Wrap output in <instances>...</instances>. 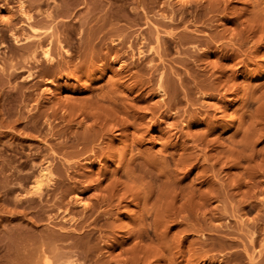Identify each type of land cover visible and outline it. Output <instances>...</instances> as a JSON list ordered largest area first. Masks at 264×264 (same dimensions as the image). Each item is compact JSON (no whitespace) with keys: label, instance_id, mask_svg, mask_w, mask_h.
Segmentation results:
<instances>
[{"label":"rangeland","instance_id":"1","mask_svg":"<svg viewBox=\"0 0 264 264\" xmlns=\"http://www.w3.org/2000/svg\"><path fill=\"white\" fill-rule=\"evenodd\" d=\"M45 262L264 264V0H0V264Z\"/></svg>","mask_w":264,"mask_h":264},{"label":"bare ground","instance_id":"2","mask_svg":"<svg viewBox=\"0 0 264 264\" xmlns=\"http://www.w3.org/2000/svg\"><path fill=\"white\" fill-rule=\"evenodd\" d=\"M87 39H88V41H87L86 44H88V47L91 48V49H93V48L95 47L96 44L98 45V44H100V43L103 42V40H102V36L98 35V33H97V34L95 33V34L91 35V36L88 37ZM94 40H95V42H94ZM37 42H38V41H37ZM42 43H43V40H42V41L39 40V42H38L37 45L40 46ZM37 45H36V46H37ZM38 46H37V47H38ZM32 55H33V53H32ZM44 55L47 57V56H48V52H45ZM30 57H31V56H30ZM48 57H49V56H48ZM31 58H32V57H31ZM24 59H25V58H24ZM24 59H22V60H24ZM25 60H27V59H25ZM27 61H28V60H27ZM16 62H17V61H16ZM16 62H15V64H17ZM24 62L27 63L26 61H24ZM28 62H29V61H28ZM18 63H19V62H18ZM21 63H22V62H21ZM18 65H19V64H18ZM12 66H13V65H12ZM120 67H121V66H120ZM121 70H122V68H121ZM141 71H142V75H143L144 78H145V75H146L147 72H148L147 67L143 66L142 69H141ZM119 72H120V71L118 70L117 73H119ZM121 72H122V71H121ZM115 73H116V72H115ZM116 75H117V74H116ZM28 76H30V75H28ZM28 76H27V77H28ZM122 77H123V76H122ZM51 81H52V80H51ZM117 81H118V80H117ZM144 82H145V81H144ZM133 83H134V82H133ZM115 84H116V83H115ZM118 84H120V83H118ZM118 84H117V85H118ZM145 84H147V82H145ZM117 85H116V86H117ZM126 85H127V84H126ZM132 85H133V84H132ZM161 85H162V81L159 82L158 86L161 88ZM118 86H119V85H118ZM132 87H133V86H131V85L129 86V85H128V86H127L128 91H129V89L131 90ZM162 87H163V85H162ZM161 90H162V89H161ZM112 93H113V92H112ZM114 93H115V92H114ZM114 93L112 94V96H108V98H109L110 100H112V101H115L116 99H118V96H116ZM146 109H147V108H146ZM137 116H138V115H137ZM141 117H142V115H141ZM141 117H140V118H141ZM41 175H42V173H40V174L38 175V177H40ZM39 180H40V179H38L37 182H38ZM37 184H39V182H38ZM35 188H36V187H35ZM38 188H39V187H38ZM160 209H161V208H160ZM162 209H163V208H162ZM45 264H47V263L45 262Z\"/></svg>","mask_w":264,"mask_h":264}]
</instances>
